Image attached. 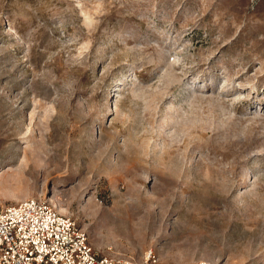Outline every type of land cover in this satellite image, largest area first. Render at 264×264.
I'll return each instance as SVG.
<instances>
[{
  "label": "rangeland",
  "instance_id": "rangeland-1",
  "mask_svg": "<svg viewBox=\"0 0 264 264\" xmlns=\"http://www.w3.org/2000/svg\"><path fill=\"white\" fill-rule=\"evenodd\" d=\"M28 197L102 254L264 264V0H0V209Z\"/></svg>",
  "mask_w": 264,
  "mask_h": 264
},
{
  "label": "built area",
  "instance_id": "built-area-1",
  "mask_svg": "<svg viewBox=\"0 0 264 264\" xmlns=\"http://www.w3.org/2000/svg\"><path fill=\"white\" fill-rule=\"evenodd\" d=\"M0 264H158L142 258L102 254L69 214L46 198L28 197L0 209Z\"/></svg>",
  "mask_w": 264,
  "mask_h": 264
},
{
  "label": "bare ground",
  "instance_id": "bare-ground-1",
  "mask_svg": "<svg viewBox=\"0 0 264 264\" xmlns=\"http://www.w3.org/2000/svg\"><path fill=\"white\" fill-rule=\"evenodd\" d=\"M52 200H54V199H52ZM56 205H57V207L59 208V210L61 211V212H66V210L65 209H63V208H61L60 206H58V204L56 203Z\"/></svg>",
  "mask_w": 264,
  "mask_h": 264
}]
</instances>
